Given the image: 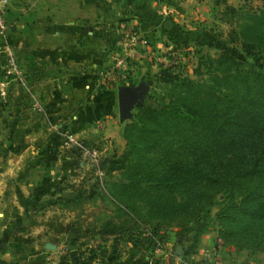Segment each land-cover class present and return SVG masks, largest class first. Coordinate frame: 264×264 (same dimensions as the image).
Listing matches in <instances>:
<instances>
[{"label": "rangeland", "instance_id": "obj_1", "mask_svg": "<svg viewBox=\"0 0 264 264\" xmlns=\"http://www.w3.org/2000/svg\"><path fill=\"white\" fill-rule=\"evenodd\" d=\"M163 1L165 12H157L159 21L141 25L123 16L84 33L91 36L90 42H80L79 47L86 46L91 52L99 49L97 54L109 61L92 64L91 56L75 93L66 97L55 90L57 99L67 101L56 105L52 115L28 89L16 44L8 42L31 27L11 22L13 16L18 17L17 10L12 16L5 9V26L0 31V264H99L108 253L114 254L118 264H211L203 259L184 263L171 249L165 260L163 244L149 250L154 240L151 225L118 232L114 241L106 235L105 253L96 250L101 245L95 234L99 224L108 220L128 229L132 223L127 208L114 201L106 184L119 177V163L133 150L128 143L136 146L132 165L146 158L142 146L147 140L175 148L171 135L150 117L149 110L158 111L169 103L210 102L211 91L226 93L224 76L235 67L223 57L226 53L239 62L240 70L264 71V36L246 28L251 13L263 9L264 0ZM228 4L236 8L235 13L227 9ZM125 28L130 29L127 35L121 32ZM116 58L124 65H115ZM166 72L176 79L161 77ZM182 77L187 79L183 84ZM120 86L138 90L123 116L117 109ZM23 97L26 102L21 106ZM101 99L106 103L91 114ZM107 111L118 127L119 142L103 131ZM255 131V125L244 122L232 133L262 142ZM206 165L209 171L226 172L219 164ZM175 201L180 203L183 198L176 195ZM136 203L140 206L142 202ZM192 206L196 217L186 223L185 233L213 230L216 238L198 251L210 252L216 260L232 250L264 257V251L258 250L264 246V196L242 205L240 196L231 197L220 189L211 201L194 200ZM182 229L175 225L159 229L155 241L158 235L168 238L170 232ZM45 243L54 247L46 248Z\"/></svg>", "mask_w": 264, "mask_h": 264}, {"label": "trees", "instance_id": "obj_2", "mask_svg": "<svg viewBox=\"0 0 264 264\" xmlns=\"http://www.w3.org/2000/svg\"><path fill=\"white\" fill-rule=\"evenodd\" d=\"M218 1L225 3V0ZM227 9L233 13L236 10L230 4ZM249 19L251 23L246 24V28L264 36V7L258 13L252 12ZM223 57L235 65L234 71L224 76L226 93H222V89L220 93L211 91L213 100L210 102L169 103L158 111L149 110L150 117L159 120L164 132L171 135L175 148L147 140L142 146L146 158L132 165L136 146L128 143L133 150H128V159L119 163V177L106 184L114 201L127 208L132 223L127 229L104 221L95 231L101 241L106 240V235L114 241L118 232L125 234L129 229L151 225L154 240L149 250H152L167 238L158 235L155 241L159 229L175 225L183 228L175 234L185 233L186 223L196 217L194 200L209 202L220 189L228 191L231 197L240 196L242 205L264 196V71L252 67L240 70L239 62L231 54ZM161 77L170 81L176 79L168 72ZM181 81L183 84L187 79ZM244 122L255 125L256 137H261L263 143L232 133L234 127ZM208 162L221 165L226 172L209 171ZM176 195L183 201L176 203ZM136 200H141L140 206ZM219 233L223 234L222 230ZM96 250L97 254L105 253L102 243ZM258 250L264 251V246ZM114 257L108 253L106 260L112 262ZM101 258L103 261L104 257Z\"/></svg>", "mask_w": 264, "mask_h": 264}, {"label": "crops", "instance_id": "obj_3", "mask_svg": "<svg viewBox=\"0 0 264 264\" xmlns=\"http://www.w3.org/2000/svg\"><path fill=\"white\" fill-rule=\"evenodd\" d=\"M160 1L158 4L155 0H4L8 15L13 16L12 11L17 10L18 17L13 16L10 21L31 27L15 39L8 38V42L12 45L16 44V55L27 78L28 89L30 88L37 95L42 105L47 106L46 111L52 115L56 105H61L63 99L64 102L67 101V98L57 99L53 93L55 90H61L62 95L66 97L75 93L74 91L81 87L79 77L85 68L90 66L91 56L94 59L92 64L99 65L109 61L97 54L99 49L91 52L84 45L79 47L80 42L88 44L90 42L91 36L84 33H89L90 27L107 26L117 17L123 16L141 25L159 21L157 12H165L166 4L163 0ZM169 5L166 6L170 8ZM173 5L181 9L178 4ZM161 20L166 23L164 18ZM97 33L101 35L104 32L97 31ZM21 94L25 96L24 93ZM25 102L26 98H21V106H24ZM105 103L106 99H101L95 104L94 109L91 108V114L99 112V107ZM105 115H109L106 117L103 130L105 136H112L116 142H119L115 120L108 111ZM215 239L213 230L194 229L178 235L170 232V236L162 243L165 248L162 258L165 257L167 260L165 255L171 249L172 253L184 263L203 259L211 264H245L241 263L244 260L252 264L261 258V263L264 264V257L248 255L246 251L232 250L225 253L222 258L221 255L218 256L217 260V257L212 256L210 252L198 251L199 247L202 250V244L209 245L214 243ZM107 242L108 240L101 241L102 244ZM177 245L180 247L178 254L174 251ZM100 262L99 264H118L104 258Z\"/></svg>", "mask_w": 264, "mask_h": 264}, {"label": "water", "instance_id": "obj_4", "mask_svg": "<svg viewBox=\"0 0 264 264\" xmlns=\"http://www.w3.org/2000/svg\"><path fill=\"white\" fill-rule=\"evenodd\" d=\"M167 25L168 23H164ZM117 109L119 115L123 116L128 113V106L131 103V101L135 100L138 96V90L137 87H131V86H120L117 88ZM44 246L46 248H53L54 245L51 243H45ZM175 253H180V247L177 245L174 249Z\"/></svg>", "mask_w": 264, "mask_h": 264}, {"label": "built area", "instance_id": "obj_5", "mask_svg": "<svg viewBox=\"0 0 264 264\" xmlns=\"http://www.w3.org/2000/svg\"><path fill=\"white\" fill-rule=\"evenodd\" d=\"M4 0H0V31L4 28L5 26V22H4V13H5V5H4ZM121 32L125 35H127L128 33H130V29H121ZM8 61L12 64V59L10 57H8ZM115 65L117 66H122L124 65V61H122L121 58H116L115 60ZM157 249V248H156Z\"/></svg>", "mask_w": 264, "mask_h": 264}]
</instances>
